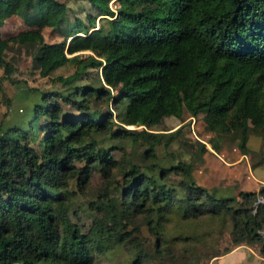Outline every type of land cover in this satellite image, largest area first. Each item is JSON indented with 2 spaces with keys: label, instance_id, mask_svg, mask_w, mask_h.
<instances>
[{
  "label": "trees",
  "instance_id": "trees-1",
  "mask_svg": "<svg viewBox=\"0 0 264 264\" xmlns=\"http://www.w3.org/2000/svg\"><path fill=\"white\" fill-rule=\"evenodd\" d=\"M86 1L87 21L68 0H0L1 79L19 80L10 41L41 75L74 63L0 118V264H94L119 246L129 264H206L242 243L264 256V184L218 194L186 158L160 160L181 125L151 130L186 106L218 135L240 129L243 153L255 125L264 148V0ZM13 14L27 27L5 35ZM81 33L91 53L76 52Z\"/></svg>",
  "mask_w": 264,
  "mask_h": 264
},
{
  "label": "rangeland",
  "instance_id": "rangeland-1",
  "mask_svg": "<svg viewBox=\"0 0 264 264\" xmlns=\"http://www.w3.org/2000/svg\"><path fill=\"white\" fill-rule=\"evenodd\" d=\"M110 4L115 7L112 1H110ZM68 5L72 8L71 11H75L87 21L85 13L87 9H90V4L86 0H68ZM114 13H117L116 9H114ZM106 22L104 17L97 16L96 27L105 26ZM24 27H27L24 21L13 14L5 19L2 30L5 35H8ZM84 34L86 33H81L76 37V41H79L82 45L76 52L82 54L91 53L89 38ZM61 37L62 35H60L59 31L51 26L43 28L44 40L52 41ZM9 45L6 48V55L16 65L14 75L19 80L12 82L7 78H0V118L3 117V113L6 116H11L15 112H22L19 107L23 105L28 95L34 93L35 89L59 87V81L54 80L53 77L58 74L66 75L74 68V63L66 62L56 67L51 73L41 75L38 68L32 66L30 48H26L23 44L15 41H10ZM1 74L2 69L0 67V77ZM83 79L99 84L102 81L99 75V68H90L88 75ZM179 125H181V130L177 133L176 138L166 145L163 143L159 146L158 154L160 160L166 162L169 159L174 161L180 156L186 158L193 163L191 175L194 180L207 187H215L218 194H236L241 189H254L258 187L259 183L264 184V163L256 162L262 156L264 148L261 144L258 128L255 125H249L247 128L248 136L245 144L248 149L245 153L241 152L239 147L240 129L232 130L228 134L218 135L213 127L208 126L204 122L201 114L192 115L186 106H183L179 116L173 114L165 115L162 123L156 126L165 128H153L151 130L162 131V138L166 139L169 133ZM128 126L139 127L140 125L128 124ZM211 141L216 144V147L212 145ZM202 142L206 147L203 150L200 144ZM126 149L127 151L128 149L132 150V146L128 145ZM170 152L173 153V156L169 154ZM119 154L120 151H117V155ZM254 162L256 163L254 164ZM172 176L175 177V175ZM99 180V177L96 176L90 188L93 189V184H98ZM224 243L223 238L220 241V246ZM255 246L258 247L257 251L259 253L258 244L249 245L242 243L231 248L229 251H235L222 257L218 262L216 259L229 251L207 259L206 264H257L260 259L255 254H252V251L256 250ZM243 250L242 257L247 262L246 260L242 261L239 257ZM247 251H250L249 255ZM129 254L122 246H119L107 254L97 255L94 264H129Z\"/></svg>",
  "mask_w": 264,
  "mask_h": 264
},
{
  "label": "crops",
  "instance_id": "crops-1",
  "mask_svg": "<svg viewBox=\"0 0 264 264\" xmlns=\"http://www.w3.org/2000/svg\"><path fill=\"white\" fill-rule=\"evenodd\" d=\"M241 246H242V245H241ZM257 248H258V247L255 246V249H256V250L252 251V252H253L252 254H253V255L255 254V256L258 257V258L260 259V262H258L257 264H264V262H262V260H264V256L261 255L260 252H259L260 254L258 253ZM234 251H235V250H232V251L227 252V253L224 254V255L219 256V257L216 259V261L218 262L219 259H221L222 257L226 256V255L229 254L230 252L233 253ZM249 252H250V251H249ZM249 252L247 251L248 255L250 254ZM243 253H244V250H243V252H242L241 254H239V257H240V259H241L242 261L246 260V259H243V257H242ZM232 258H234V257H232ZM246 262H247V260H246Z\"/></svg>",
  "mask_w": 264,
  "mask_h": 264
},
{
  "label": "built area",
  "instance_id": "built-area-1",
  "mask_svg": "<svg viewBox=\"0 0 264 264\" xmlns=\"http://www.w3.org/2000/svg\"><path fill=\"white\" fill-rule=\"evenodd\" d=\"M262 233L264 234V228L262 229Z\"/></svg>",
  "mask_w": 264,
  "mask_h": 264
}]
</instances>
